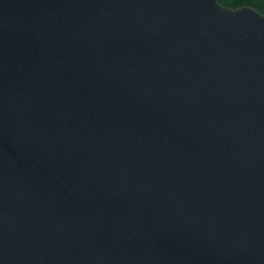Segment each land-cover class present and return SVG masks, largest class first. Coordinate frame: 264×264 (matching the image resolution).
I'll list each match as a JSON object with an SVG mask.
<instances>
[{"label": "water", "instance_id": "obj_1", "mask_svg": "<svg viewBox=\"0 0 264 264\" xmlns=\"http://www.w3.org/2000/svg\"><path fill=\"white\" fill-rule=\"evenodd\" d=\"M0 264H264V15L0 0Z\"/></svg>", "mask_w": 264, "mask_h": 264}, {"label": "trees", "instance_id": "obj_2", "mask_svg": "<svg viewBox=\"0 0 264 264\" xmlns=\"http://www.w3.org/2000/svg\"><path fill=\"white\" fill-rule=\"evenodd\" d=\"M219 3L232 9L250 6L264 15V0H219Z\"/></svg>", "mask_w": 264, "mask_h": 264}]
</instances>
